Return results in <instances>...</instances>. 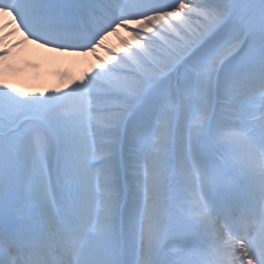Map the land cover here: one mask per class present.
Wrapping results in <instances>:
<instances>
[{
  "label": "snow or ice",
  "instance_id": "1",
  "mask_svg": "<svg viewBox=\"0 0 264 264\" xmlns=\"http://www.w3.org/2000/svg\"><path fill=\"white\" fill-rule=\"evenodd\" d=\"M0 14L42 47L136 42L67 90L0 80V264H264V0Z\"/></svg>",
  "mask_w": 264,
  "mask_h": 264
},
{
  "label": "bare ground",
  "instance_id": "2",
  "mask_svg": "<svg viewBox=\"0 0 264 264\" xmlns=\"http://www.w3.org/2000/svg\"><path fill=\"white\" fill-rule=\"evenodd\" d=\"M130 30L121 28L110 32L103 46L93 51H64L53 46L42 47L17 28L12 16L0 14V47L8 52L0 59V80L10 89L26 95L49 94L56 90H67L74 82L92 75L101 67L102 61L111 62L107 49L122 54L123 40L135 45Z\"/></svg>",
  "mask_w": 264,
  "mask_h": 264
},
{
  "label": "rangeland",
  "instance_id": "3",
  "mask_svg": "<svg viewBox=\"0 0 264 264\" xmlns=\"http://www.w3.org/2000/svg\"><path fill=\"white\" fill-rule=\"evenodd\" d=\"M128 30H130V29H128Z\"/></svg>",
  "mask_w": 264,
  "mask_h": 264
}]
</instances>
